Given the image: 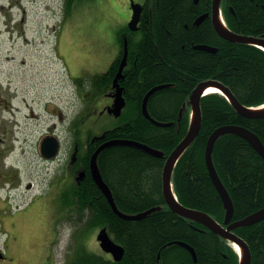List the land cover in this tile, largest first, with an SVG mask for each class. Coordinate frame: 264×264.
<instances>
[{"label":"trees","instance_id":"obj_1","mask_svg":"<svg viewBox=\"0 0 264 264\" xmlns=\"http://www.w3.org/2000/svg\"><path fill=\"white\" fill-rule=\"evenodd\" d=\"M77 1L65 0L67 15ZM212 3L213 0H145L139 23L141 39L135 41L134 32L127 27L110 68L89 79L91 89L99 95L113 90L127 37L128 63L119 82L127 104H131L132 116L106 130L98 144L132 140L156 149L158 154L129 144L108 146L99 153L101 174L120 211L131 217H122L113 210L89 174L84 189L72 199V209L80 202L86 220L83 228H77L72 235V252L65 264H112L86 247L89 232L102 227L124 247L123 258L115 264H240V255L228 239L174 212L163 195V167L189 129L190 96L200 82L219 80L244 105H264V49L223 38L213 27L211 16L197 25L198 17L210 12ZM221 7L232 31L264 37V0H222ZM198 44L218 50L198 49ZM86 80L76 78L82 86ZM163 84L168 86L155 91L148 100L151 117L164 123L157 124L144 115L142 105L148 91ZM201 107V131L174 168L173 188L182 204L227 225V209L205 160L208 139L218 127L240 125L254 131L264 143V117L241 115L219 92L203 96ZM95 149L92 145L87 163ZM213 161L233 201L229 223L264 207V157L245 138L234 133L220 135L214 145ZM234 232L250 246L252 264H264V219L239 226ZM178 242L191 245L197 261Z\"/></svg>","mask_w":264,"mask_h":264},{"label":"rangeland","instance_id":"obj_2","mask_svg":"<svg viewBox=\"0 0 264 264\" xmlns=\"http://www.w3.org/2000/svg\"><path fill=\"white\" fill-rule=\"evenodd\" d=\"M134 1L142 4L145 2V0ZM3 4L5 9L0 11V58H6L8 54L12 61L0 63V71L5 64L12 66L15 77L18 76V71L22 70L29 78L30 82L28 81L27 84L32 86L33 96H38V99L32 103L35 113L31 110L30 120L27 121L21 116L22 133L21 130L16 132V136L12 137L13 140L9 139V145L14 149V159H19L23 167V181L29 180L33 183L31 192L37 191L39 195L46 193L45 196H49V192L54 193L51 184L56 183L54 178L57 165H63L66 155L62 154L60 160L54 161L46 160L42 156L40 143L45 132L59 123L56 127L57 133L59 130L64 141L69 139L67 144L69 147L74 135L73 122L80 115L81 123L78 128L82 138L88 132L93 135L102 134L121 125L132 116L131 104L124 107L120 116L108 112L106 108L112 105V98L106 94H97L91 89L89 82L92 76L106 72L120 52L122 33L127 30L132 16V0H78L68 15L65 0H0V6ZM9 17L15 18L21 24L19 32L23 35L19 39L14 35L13 40H9L10 35L5 32L7 28L5 22ZM27 36L30 39L29 46L25 42ZM132 36L138 41L142 33L138 30L132 33ZM59 57L63 61L66 59L70 67L71 77L68 86L66 75L63 74L62 60ZM23 59L26 62L22 65L20 61ZM74 78L87 79L83 86L85 88L83 95L76 90ZM66 94H69V98H66ZM47 95L59 102L63 107L61 110L64 116L68 102L70 131L62 125L57 112L51 113L44 108L46 101L43 96ZM73 184L74 182L68 199L71 209L69 223L65 225L60 243L63 246H67L68 242L71 243L74 223L78 221L76 227L83 228L86 220L80 202L76 206L80 212L72 209L75 193ZM48 199L50 202L47 216L51 222L56 211L51 205L53 197ZM64 204L62 203L63 208ZM41 226L39 221V233L43 230ZM98 231L97 228L92 229L86 240L89 250L95 253L101 252L96 239ZM59 251L60 247H57L56 264H64V253Z\"/></svg>","mask_w":264,"mask_h":264},{"label":"flooded vegetation","instance_id":"obj_3","mask_svg":"<svg viewBox=\"0 0 264 264\" xmlns=\"http://www.w3.org/2000/svg\"><path fill=\"white\" fill-rule=\"evenodd\" d=\"M3 9H5L4 4L0 6V11ZM5 24L7 26L5 32L10 35L9 40H13L14 35L18 39L23 35V33L19 32V26L21 24L15 18L9 17ZM126 40L129 46L128 38ZM25 42L29 46L30 39L28 36ZM59 59L62 60L63 74L66 75L68 86L71 77L70 67L66 59L64 61L61 57ZM11 61L12 59L8 54L6 58H0V63H10ZM25 62L24 59L20 61L22 65ZM6 66L9 65L5 64V67L0 71V264H56L57 247H60L59 252L63 251L64 253L65 264L71 254V243L68 242L67 246H63L60 243L65 231V225L69 223L70 218L71 209L68 201L71 195L70 188L72 182H74V195L77 192H81L85 187L88 175L90 174L92 176L90 160L87 163V155L91 153L92 145L96 149L101 145L98 144V141H100V137L105 131L99 135H93L88 132L82 138L79 134L80 129L78 128L81 123L80 115L75 120L79 123L75 124V121L73 122L72 130L74 135L69 147L67 146L69 139L64 141L59 130L57 133L56 127L59 123L45 132L40 143L42 156L46 160L54 161L55 159L60 160V156L64 154L66 155V159L63 165H57L56 176L54 178L56 183L51 184L54 193L49 192V196H45L46 193L39 195L37 191L32 193L31 188L33 183L29 180L23 181V167L19 159H14V149L9 145V139L13 140L12 137L16 136V132L20 130L22 133L21 116H23V120H30V111L32 110L35 113L32 103L38 99V96H33L32 86L27 84L29 78L25 76L22 70L18 71L16 78L12 66ZM22 68L20 65V69ZM74 79L76 81V78ZM75 84L78 93L82 94L85 89L83 87L84 85H79L77 81ZM114 92L115 89L113 88L111 92L106 93L107 96L109 95L112 98L113 102L114 98L112 94ZM43 98L46 101L44 102V108L51 113L57 112L58 118L62 121V125L70 131L68 102H66V116H64L61 110L63 107L60 106L59 102L54 101L53 97L49 98L48 95L43 96ZM66 98H69V94H66ZM44 138H51V142L57 145L58 153L55 156L48 157L42 153V142ZM49 197H53L51 205L54 211H56L51 222H49L47 216V212L49 211L48 204L50 202ZM62 203H66L64 204V208ZM39 221H41V228H43L40 233L38 232ZM76 222L74 223L75 228L71 234V242L72 235L77 229ZM97 242L101 249V252L98 254L104 262L115 264L120 261L116 260L111 253L104 251L100 241L97 240ZM86 247L89 250L87 241Z\"/></svg>","mask_w":264,"mask_h":264},{"label":"water","instance_id":"obj_4","mask_svg":"<svg viewBox=\"0 0 264 264\" xmlns=\"http://www.w3.org/2000/svg\"><path fill=\"white\" fill-rule=\"evenodd\" d=\"M195 2H198V0H195ZM221 3H222V0H213V5H212L211 19H212L213 26L215 30L217 31V33L223 38L228 39L230 41L237 42V43L252 44V45H255V46H258L264 49V37L244 35V34L234 32L230 28H228L227 24L222 21ZM132 10H133L132 18L129 21L128 25L131 30H138L139 22L141 20V13L143 10V4L137 3L134 0H132ZM208 16H210L209 12L202 14L196 20V24L197 25L200 24ZM124 45H125L124 55L121 59L119 70L113 80V87L115 88V92L114 94H112V96L114 98V102H113V105H111L108 108V112L114 114L115 116H120L122 114L123 108L125 107L127 103L126 98L123 94V88L119 82V80L123 77V71H124L125 66L127 65V58H128V53H129L128 41L126 39H125ZM195 47L198 49H202V50H206L210 52H216L218 50V48L208 45V44H198ZM166 86L168 85L163 84V85L153 87L150 91H148V93L146 94L143 100L142 110H143L144 115L152 119V121L157 124H164V123L158 122L157 120L151 117L149 110H148V100H149V97L155 91L161 88H164ZM210 87L218 88L219 92L227 97V99L233 104L235 109L241 115L245 117H249V118L264 117V105L258 106V107H249V106L244 105L242 102L238 100V98L235 96L232 90L227 85H225L223 82L216 80V79H208V80L200 82L196 86V88L193 90L190 96V104L192 106V113H191V122H190L189 129L186 135L184 136V138L179 142L176 148L169 155L163 167V172H162L163 195H164L166 203L177 214L205 225L207 228L214 231L216 234L228 239L231 243L234 244V246L239 245L240 248L242 249V251H240V249H237L240 255V264H252V252H251L250 246L242 237H240L234 232V229H236L239 226L249 225V224H253L258 221L263 220L264 219V207L248 215L247 217L241 220L229 223L234 213V205H233L232 198L230 197L228 190L223 184L221 178L219 177L216 167L214 165L213 150H214L215 142L220 135L225 134V133H234V134H237L245 138L264 157V143L254 131L246 127L240 126V125H225V126H221L215 129L213 133L210 135L208 142H207V146L205 150V160H206V164H207L210 176L216 188L218 189L224 201V205L227 209L226 219H225V223L227 225L221 224L220 222H218L216 219H214L211 215H209L206 212L200 211L198 209H193V208L187 207L184 204H182L178 200V197L176 193L174 192V188H173L172 178H173L174 168L177 162L179 161V159L181 158V156L184 154V152L192 144V142L196 139V137L199 135L201 131L202 123H203L201 100L203 96L209 93L208 89ZM117 144L134 145V146L143 148L147 152H150L153 154H158V151L143 143H139V142L132 141V140L121 139V140H111V141L101 144L91 156L90 168H91V174H92V177L95 183L104 193L110 205L112 206L113 210L118 215L129 218L131 216L124 214L118 208L114 200L112 190L110 186L104 180L101 174L99 165H98L99 153L104 148L108 146H112V145H117ZM42 153L48 157L55 156L58 153L57 145L51 142V138H44L42 142ZM146 214L147 212L142 213L141 215H135L134 217L138 218ZM97 239L98 241H100L102 249L106 252L111 253L116 260H121V258H123L124 247L120 245L119 243H117L110 236L108 229L106 227H103L102 229H100L97 235ZM178 244L188 249L193 255L194 260L197 261L196 252L191 245L185 242H178Z\"/></svg>","mask_w":264,"mask_h":264},{"label":"bare ground","instance_id":"obj_5","mask_svg":"<svg viewBox=\"0 0 264 264\" xmlns=\"http://www.w3.org/2000/svg\"><path fill=\"white\" fill-rule=\"evenodd\" d=\"M212 5H213V3H212ZM210 13V16H211V13H212V9H211V11L209 12ZM221 17H222V21L223 22H225L226 24H227V22H226V19H225V17H224V13H223V10H222V7H221ZM255 46V45H254ZM208 92L210 93V92H219V89L218 88H216V87H210L209 89H208ZM137 112V111H136ZM79 137V136H78ZM76 138V137H75ZM87 140V139H86ZM100 156V155H99ZM75 181V180H74ZM235 249L237 250V249H240V251H242V249L240 248V246L239 245H235ZM238 251V250H237Z\"/></svg>","mask_w":264,"mask_h":264},{"label":"crops","instance_id":"obj_6","mask_svg":"<svg viewBox=\"0 0 264 264\" xmlns=\"http://www.w3.org/2000/svg\"><path fill=\"white\" fill-rule=\"evenodd\" d=\"M124 9H126V7Z\"/></svg>","mask_w":264,"mask_h":264}]
</instances>
